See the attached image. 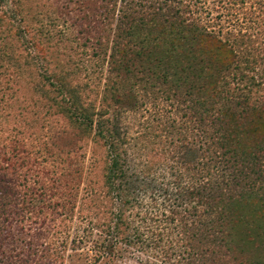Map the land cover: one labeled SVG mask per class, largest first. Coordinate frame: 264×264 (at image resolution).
I'll list each match as a JSON object with an SVG mask.
<instances>
[{
    "label": "trees",
    "instance_id": "1",
    "mask_svg": "<svg viewBox=\"0 0 264 264\" xmlns=\"http://www.w3.org/2000/svg\"><path fill=\"white\" fill-rule=\"evenodd\" d=\"M179 4L114 0L99 6L98 20L93 18L98 30L89 32L87 44L80 42L94 41L99 53L93 57L108 59L98 102L91 98L94 87L78 84L72 72L45 78L56 94L49 99L41 94L49 112L65 119L77 140L91 138L104 150V157L94 160H105L100 181L90 180L98 187L78 205L76 188L66 181L73 191L53 195L63 199L55 225V217L45 222L40 205L45 188L26 187L32 169L25 158L7 166L0 175V249L14 207L25 215L13 210V220L24 222L21 232L29 222L26 232L33 237L21 250L23 264H64L68 250L80 251L87 264H264V146L245 149L241 131L232 124L235 114L264 110V54L239 57L235 42L218 40L222 55L213 66L201 57L180 66L178 57L192 56L197 40L211 38L214 31L206 32L193 11L182 19L185 10ZM41 35L51 41L62 31ZM105 49L108 56H101ZM175 83L186 86L172 96L189 99L192 107L184 108L191 110L185 115L190 129L184 126L181 134L172 120L166 135L134 131L128 116L142 106L134 87ZM56 134V140L69 136L67 129ZM91 169L96 172L97 166ZM72 173L66 177L78 179L82 170L74 167ZM38 216L42 220L36 224Z\"/></svg>",
    "mask_w": 264,
    "mask_h": 264
},
{
    "label": "rangeland",
    "instance_id": "2",
    "mask_svg": "<svg viewBox=\"0 0 264 264\" xmlns=\"http://www.w3.org/2000/svg\"><path fill=\"white\" fill-rule=\"evenodd\" d=\"M113 1L107 0L109 5ZM107 2L0 0V175L6 172L7 166L15 162L19 164L25 158L29 163L28 167L32 169L29 172L32 176L26 182V187L28 189L36 187L38 190L41 186L45 188L42 201L39 203L41 206L44 204L45 222L49 224L55 217L54 224L57 225L59 216H56V213L60 212V204L63 202V199L53 198V195L73 191L65 186L66 181H72L76 188L72 194L78 205L82 198L91 193L90 189L98 187L90 180L100 181V170L105 160L94 163L95 159L100 160L104 157V150L91 138L78 137L80 141L77 140V135L70 132L68 122L55 111L49 112V103L41 94H45L47 99L56 94L45 78L56 73L67 77V74L69 76V72H72L71 76L78 84L87 83L94 87L91 98L97 99V102L100 100L101 89L106 85L108 78L106 61L108 59L101 61L97 56L93 57L94 53H99L95 49L96 45H93L94 41L87 46L80 45V42L87 44L86 38L91 36L89 32L98 30V27H95L97 26L95 20H98L99 6H106ZM179 10H185L179 15L182 19H187V12L193 11V16L199 18V24L205 26L206 32L214 31L215 35L197 40V49L192 56L178 57L180 66L196 64L198 57L203 58V64L206 66H213L215 60L222 55L218 48L220 46L218 40L227 44L235 42L234 52L239 57H246L247 54L248 57L264 54V0H180ZM114 17L113 21L109 19V22H113L112 25L115 24ZM41 31L48 33L51 31L56 35L62 31V35L47 41L41 35ZM108 54V49H105L101 56ZM191 84L187 80V85ZM153 87L150 90L147 87L144 89L134 87L133 93L142 106L128 116L127 121L133 130L148 132L150 129L152 132L156 131V134L166 135L169 133L172 120L178 124L173 126L178 127L179 132L184 126L190 129L192 124L185 115L190 114L191 110L184 108L192 107L187 103L189 99L182 97V102L179 95L177 98L172 96L173 93L186 90V86L175 83L170 87L160 84ZM157 118L162 122L157 123L155 121ZM232 124L241 131L245 149L254 145L264 146V110L250 111L244 115L235 114L232 116ZM62 129H67L69 136L63 134L61 136L64 138L54 139L56 132ZM260 162L264 170V158ZM92 165L97 166L96 172L91 169ZM74 167H79L82 173H79L78 179L67 178L66 175L73 174ZM33 174L35 176L40 174L39 184L34 181L36 179H33ZM16 209L18 208L11 207L9 211L17 212ZM242 211L249 214L251 208L243 206ZM11 212L8 214L9 221L6 222V225L10 224V229L3 235L4 240L0 249V264L13 262L23 264L20 259L24 260L26 254L23 255L21 250L26 251V244L33 240L31 233L26 232L30 229L28 228L30 224L27 222L21 232L24 222L22 223L21 219L15 222ZM19 214L22 217L25 215L22 211ZM37 215L41 216V213ZM39 218L41 217L35 218L36 224L42 220ZM36 224L33 225L34 228L37 227ZM61 239L57 241L60 243ZM50 242L51 240L47 245ZM64 256V264H87L86 259L81 258L80 251L68 250Z\"/></svg>",
    "mask_w": 264,
    "mask_h": 264
}]
</instances>
